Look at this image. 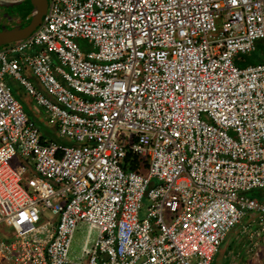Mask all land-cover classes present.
<instances>
[{
  "label": "built area",
  "instance_id": "obj_1",
  "mask_svg": "<svg viewBox=\"0 0 264 264\" xmlns=\"http://www.w3.org/2000/svg\"><path fill=\"white\" fill-rule=\"evenodd\" d=\"M259 41L262 60L241 65ZM7 77L69 144L43 138ZM254 188H264V0H48L37 29L0 49L8 264H212L248 212L245 230L264 233ZM79 221L89 233L73 259Z\"/></svg>",
  "mask_w": 264,
  "mask_h": 264
},
{
  "label": "rangeland",
  "instance_id": "obj_2",
  "mask_svg": "<svg viewBox=\"0 0 264 264\" xmlns=\"http://www.w3.org/2000/svg\"><path fill=\"white\" fill-rule=\"evenodd\" d=\"M17 0H0V30L2 29H8V28H13L17 26V24H13L14 22L12 21L13 19H18V15L16 14L15 11H13V8H10L11 3H15ZM17 3V2H16ZM15 3V4H16ZM19 4L20 6V20H24L23 16H27L29 18L31 16V12H29L26 7L29 5L30 1L28 0H21ZM25 7V10L23 8ZM34 12L36 11V8L32 6ZM2 9V10H1ZM1 11H5L2 12ZM7 12H11L12 17H7L5 16ZM18 25H23V24H18ZM78 42L80 46L84 49H90L91 44L88 43V40L85 38H78ZM254 54L256 56L259 54V50H256L255 52L245 54V59L246 61L243 63H240L241 65H244L248 62H252L254 59ZM23 74L31 80L33 85L38 88L39 90H44V88L39 84L38 79L35 75H33L31 70L23 71ZM7 82L9 86L11 87L12 92L16 97H18L25 109V111L32 116L34 119V122L36 126L39 128L41 134H43L47 138H54L57 139L65 144H69L70 139L61 136L57 130V126L54 124H50L48 122V118L46 114L43 113V108L42 106L34 99L32 95L29 94V92L26 90V88L18 81V80H13L10 77H7ZM47 94V93H46ZM48 95V94H47ZM11 162L14 163H19V160L17 157L11 160ZM246 195L252 198H257L260 201L264 202V188H254L246 192ZM149 204L148 199H144V207L141 211V215H145L147 205ZM253 212H248V214L241 220L239 224H237L235 227L232 228L231 231L228 232L225 241L220 247L219 252L215 255V260L213 264H223L224 263V258L225 254L227 252H233V256L235 255V258L237 261L232 258L231 262L234 264H244V260L247 258L251 259L253 254L256 252L255 248L253 247V244L258 241V253L261 258V262L258 263L257 259L254 261L256 264H264V233L261 234H255L254 232V226L250 228L249 231L245 230V225H248L249 223L253 222ZM43 219H56V217L50 212L48 208H44V215ZM3 233V234H2ZM89 233V227L86 222L84 221H79L74 233V239H73V244H72V258L76 259L78 256L82 254V248H83V243L85 239L87 238ZM3 235L7 238L14 239L15 233L14 229L5 224L2 223L0 225V237H3ZM97 235V230H92L91 231V240H93ZM260 242V243H259ZM93 246V244L91 245ZM84 258V257H83ZM239 261V262H238ZM3 262L2 256H0V263ZM241 262V263H240ZM4 264V263H2Z\"/></svg>",
  "mask_w": 264,
  "mask_h": 264
},
{
  "label": "water",
  "instance_id": "obj_3",
  "mask_svg": "<svg viewBox=\"0 0 264 264\" xmlns=\"http://www.w3.org/2000/svg\"><path fill=\"white\" fill-rule=\"evenodd\" d=\"M30 1L26 9L31 12L29 23L26 25H17L13 28L0 30V49L12 41L20 40L29 36L43 20L44 14L48 8V0H28ZM34 6L36 11L32 9Z\"/></svg>",
  "mask_w": 264,
  "mask_h": 264
},
{
  "label": "crops",
  "instance_id": "obj_4",
  "mask_svg": "<svg viewBox=\"0 0 264 264\" xmlns=\"http://www.w3.org/2000/svg\"><path fill=\"white\" fill-rule=\"evenodd\" d=\"M259 48L257 49V50H259V54L256 56V54H254L255 56H254V59H253V61L252 62H259V61H261L262 60V58H263V52H262V42L261 41H259ZM10 78H12L13 80H17V79H15V78H13V77H10ZM19 101H20V99L18 98V97H16ZM42 108H43V113L44 114H46V116H47V113H46V111H45V109H44V107L42 106ZM27 113V112H26ZM28 114V113H27ZM28 116L32 119V120H34L33 118H32V116H30L29 114H28ZM47 118H48V116H47ZM60 134V133H59ZM42 136H43V138H45V139H47V140H55V141H58V142H61V141H59V140H57V139H54V138H47V137H45L43 134H42ZM63 143V142H62ZM225 241V240H224ZM223 241V242H224ZM260 243V242H259ZM223 244V243H222ZM258 241L257 242H255V244H253V247L255 248V250H256V252L253 254V256L251 257V259H249V258H247L246 260H244L243 262H244V264H256V263H254V262H250V261H254V259L256 260L257 259V261H258V263H260L261 261V258H260V256H259V253H258ZM254 256H256L255 258H254ZM232 258H234L236 261H237V259L235 258V255L233 256V252H227V254H225V258H224V263L223 264H234V263H232L231 262V260H232ZM254 258V259H253ZM214 260H215V257H214ZM214 260H213V263H214ZM239 262V261H238ZM2 263H4V264H8L5 260H3V262ZM2 263H0V264H2ZM212 263V264H213ZM241 263V262H240ZM237 264V263H236Z\"/></svg>",
  "mask_w": 264,
  "mask_h": 264
},
{
  "label": "flooded vegetation",
  "instance_id": "obj_5",
  "mask_svg": "<svg viewBox=\"0 0 264 264\" xmlns=\"http://www.w3.org/2000/svg\"><path fill=\"white\" fill-rule=\"evenodd\" d=\"M21 0H17L15 3L16 4H19L20 5V3H18V2H20ZM15 3H11L9 6H10V8L9 9H11V8H13V11H15L16 12V14L18 15V19H13L12 21L14 22L13 24H23V25H26V24H28L29 23V19L27 18V16H23L24 17V20L22 19V20H20L21 18H20V6L19 5H16ZM23 8H24V10H25V7L23 6ZM2 10V9H1ZM2 12H5V11H1V13ZM11 12H7L6 13V15L5 16H7V17H12L11 16ZM31 17V16H30Z\"/></svg>",
  "mask_w": 264,
  "mask_h": 264
}]
</instances>
